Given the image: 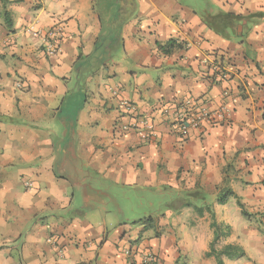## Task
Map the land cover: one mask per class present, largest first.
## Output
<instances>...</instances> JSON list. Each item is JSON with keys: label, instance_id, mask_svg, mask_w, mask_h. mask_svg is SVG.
I'll return each instance as SVG.
<instances>
[{"label": "crops", "instance_id": "0c3cea01", "mask_svg": "<svg viewBox=\"0 0 264 264\" xmlns=\"http://www.w3.org/2000/svg\"><path fill=\"white\" fill-rule=\"evenodd\" d=\"M219 11L264 14V0H0V264H141L131 247L218 264L214 241L244 251L225 264H264V17ZM121 99L155 140L118 130ZM186 99L232 113L182 138L161 108ZM136 202L149 214L113 228Z\"/></svg>", "mask_w": 264, "mask_h": 264}, {"label": "built area", "instance_id": "2783aa9c", "mask_svg": "<svg viewBox=\"0 0 264 264\" xmlns=\"http://www.w3.org/2000/svg\"><path fill=\"white\" fill-rule=\"evenodd\" d=\"M64 32L65 26L62 23H58L45 33L44 49L46 54L56 55L58 53ZM223 63L219 60H214L211 65V78L214 82L216 80L225 82L230 76ZM224 94L230 96V90L226 88ZM119 103L122 112L127 117H130V120L128 122L119 120L117 124L118 130L135 131L146 142L155 140L158 135L153 117L139 113L136 105L128 99H121ZM161 113L168 121H172L177 134L184 138L188 135L190 128L200 129L204 125L214 126L228 120L232 110L228 103L222 104L219 108L211 109L206 105L198 104L192 99H186L176 103L172 108L163 106ZM49 241L54 245H58V238L55 236H51ZM125 253L128 256H132V258L139 255L141 264H165L162 258L151 249L131 247Z\"/></svg>", "mask_w": 264, "mask_h": 264}, {"label": "trees", "instance_id": "16d2710c", "mask_svg": "<svg viewBox=\"0 0 264 264\" xmlns=\"http://www.w3.org/2000/svg\"><path fill=\"white\" fill-rule=\"evenodd\" d=\"M262 17H264L263 13H253V14H250V15H247V16H243V15H236V14L228 13V12L226 13V12H223V11H219V13H217L216 15L213 16L214 19H221V18L228 19L229 22H231V23L233 22V20L242 21L243 19L262 18ZM7 19H8V17L6 16V20ZM219 61H221V63L224 62V60H221V59H219ZM232 195H234L233 191L227 190L220 197L219 202L222 203V204L226 203L228 201V198L230 196H232ZM183 206H190V203L189 202H185V203H183ZM170 207L177 208V206L174 205V203H171ZM151 219H152L151 217H148L145 220L146 221H151ZM212 227L216 228L215 232H217L218 225L216 224L215 221L212 223ZM214 243H215V241H214ZM214 243H212L210 251L208 252V255H214L217 258L218 264H225L224 261H223V258H222L224 255H227L229 257H235V256L244 255V251L240 250V247L237 246V245L228 244V245L224 246L223 249L218 250V249L215 248Z\"/></svg>", "mask_w": 264, "mask_h": 264}, {"label": "rangeland", "instance_id": "374dc122", "mask_svg": "<svg viewBox=\"0 0 264 264\" xmlns=\"http://www.w3.org/2000/svg\"><path fill=\"white\" fill-rule=\"evenodd\" d=\"M134 205H135V207H133V209H134L133 211L126 212L128 214V217H127L128 219H125V221H122V219H120L121 221H118L114 225L113 228L119 227L121 224H123V222L134 224L135 220H138L139 218L144 217L147 214H149V213H139L140 210H143L144 208L149 207V205L146 202H144L143 204L136 202ZM152 208H155V207H152Z\"/></svg>", "mask_w": 264, "mask_h": 264}]
</instances>
